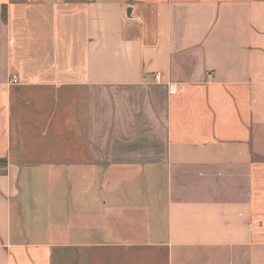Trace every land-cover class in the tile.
I'll return each mask as SVG.
<instances>
[{"label":"crops","instance_id":"crops-1","mask_svg":"<svg viewBox=\"0 0 264 264\" xmlns=\"http://www.w3.org/2000/svg\"><path fill=\"white\" fill-rule=\"evenodd\" d=\"M0 160V264H264V0H0Z\"/></svg>","mask_w":264,"mask_h":264},{"label":"trees","instance_id":"trees-1","mask_svg":"<svg viewBox=\"0 0 264 264\" xmlns=\"http://www.w3.org/2000/svg\"><path fill=\"white\" fill-rule=\"evenodd\" d=\"M0 162H1V163H5V161H4V160H0Z\"/></svg>","mask_w":264,"mask_h":264},{"label":"built area","instance_id":"built-area-1","mask_svg":"<svg viewBox=\"0 0 264 264\" xmlns=\"http://www.w3.org/2000/svg\"><path fill=\"white\" fill-rule=\"evenodd\" d=\"M14 81H16V80H14Z\"/></svg>","mask_w":264,"mask_h":264}]
</instances>
